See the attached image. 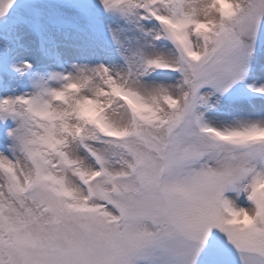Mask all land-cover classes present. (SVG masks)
I'll return each mask as SVG.
<instances>
[{
  "label": "snow or ice",
  "instance_id": "obj_1",
  "mask_svg": "<svg viewBox=\"0 0 264 264\" xmlns=\"http://www.w3.org/2000/svg\"><path fill=\"white\" fill-rule=\"evenodd\" d=\"M0 264H264V0H0Z\"/></svg>",
  "mask_w": 264,
  "mask_h": 264
}]
</instances>
